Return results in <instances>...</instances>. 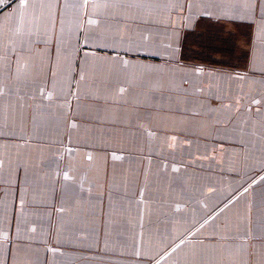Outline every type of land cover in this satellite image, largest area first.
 I'll return each instance as SVG.
<instances>
[{"label":"crops","instance_id":"1","mask_svg":"<svg viewBox=\"0 0 264 264\" xmlns=\"http://www.w3.org/2000/svg\"><path fill=\"white\" fill-rule=\"evenodd\" d=\"M131 2L0 0V264H264V0Z\"/></svg>","mask_w":264,"mask_h":264},{"label":"snow or ice","instance_id":"2","mask_svg":"<svg viewBox=\"0 0 264 264\" xmlns=\"http://www.w3.org/2000/svg\"><path fill=\"white\" fill-rule=\"evenodd\" d=\"M86 2H87V0H85V4H83L81 6L82 7L86 6ZM111 2L113 4V6L117 7V8H131V7L134 6V4L131 2V0H111ZM27 3H28V0H21V6L22 7H26ZM88 23L89 24H94V23H96V21L89 19ZM121 39H122V42H124V43H129L130 42V38H127V37H123ZM144 39L147 40L148 38L144 37ZM131 42H134V41H131ZM121 66L127 68L129 65H128L127 61H121ZM123 91H124V89H121V92H123ZM50 95L51 94H49V97H50ZM253 103L259 104L260 101L259 100H254ZM65 179H68L67 175H65ZM262 179H264V178H262ZM244 191L247 192L248 189L245 188ZM176 211H178V212L181 211L179 206H177ZM205 223H207V221H205ZM181 243H183V241H181ZM179 247H180V245H177V248H179ZM173 251H175V249H173ZM137 255H139V253H137ZM157 264H159V261H157Z\"/></svg>","mask_w":264,"mask_h":264},{"label":"bare ground","instance_id":"3","mask_svg":"<svg viewBox=\"0 0 264 264\" xmlns=\"http://www.w3.org/2000/svg\"><path fill=\"white\" fill-rule=\"evenodd\" d=\"M259 260V259H258ZM263 264V263H262Z\"/></svg>","mask_w":264,"mask_h":264}]
</instances>
